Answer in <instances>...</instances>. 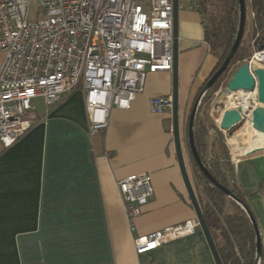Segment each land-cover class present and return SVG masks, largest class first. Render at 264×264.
<instances>
[{
	"label": "crops",
	"instance_id": "obj_1",
	"mask_svg": "<svg viewBox=\"0 0 264 264\" xmlns=\"http://www.w3.org/2000/svg\"><path fill=\"white\" fill-rule=\"evenodd\" d=\"M253 19L248 10L255 46ZM177 26L182 134L219 60L206 40L201 9L180 2ZM173 95V72L149 75L131 108H114L109 127L94 137L81 89L53 105L33 100L37 123L13 146L0 142V264H216L201 227L145 255L135 250L137 236L198 220L176 155L173 112L157 115L150 108L152 98ZM242 148L231 152L234 179L249 192L264 264V152L243 156L264 144ZM141 173L152 176L155 194L132 233L116 183Z\"/></svg>",
	"mask_w": 264,
	"mask_h": 264
},
{
	"label": "built area",
	"instance_id": "obj_2",
	"mask_svg": "<svg viewBox=\"0 0 264 264\" xmlns=\"http://www.w3.org/2000/svg\"><path fill=\"white\" fill-rule=\"evenodd\" d=\"M200 0H179L200 10ZM32 0H0V142L16 144L37 123L33 100L47 105L81 89L91 137L106 130L114 108L129 110L145 90L149 75L174 70L173 0H39L30 20ZM42 12V19H39ZM250 72L264 69V49L246 61ZM224 99V110L232 97ZM243 108L251 117L259 106L257 82ZM154 114L173 112V96L150 100ZM219 123V122H218ZM132 233L155 190L152 176L131 174L116 183ZM198 220H188L134 238L137 255L193 235Z\"/></svg>",
	"mask_w": 264,
	"mask_h": 264
},
{
	"label": "trees",
	"instance_id": "obj_3",
	"mask_svg": "<svg viewBox=\"0 0 264 264\" xmlns=\"http://www.w3.org/2000/svg\"><path fill=\"white\" fill-rule=\"evenodd\" d=\"M200 4L202 14L208 19L205 31L206 40L210 44L211 51L219 60L214 75L235 42L240 23V5L239 0H200ZM246 6L247 11L250 10L254 14L253 32L256 42L253 52H255L261 45L264 46V0H246ZM246 33L247 24L241 45L230 66L203 98L194 125L195 145L202 162L221 185L231 190L245 204L249 192L240 190L234 179L235 164L227 145L225 132L220 130L219 123L216 124L218 119L214 120V116L208 111L202 116L201 109L212 100L214 93L219 90L230 67L244 61L248 56L244 45ZM224 91L219 93L221 100H223L221 94ZM188 125L189 118L186 137L189 158L197 184V189L194 188V190L209 231L214 242L216 241L221 261L223 264H255L256 235L254 227L242 207L213 185L196 164L189 146ZM230 133L232 132L230 131ZM213 135L214 140L211 143L210 139ZM262 186L264 187V183ZM229 206L234 210L230 211ZM218 238L221 240L219 243L217 242Z\"/></svg>",
	"mask_w": 264,
	"mask_h": 264
},
{
	"label": "water",
	"instance_id": "obj_4",
	"mask_svg": "<svg viewBox=\"0 0 264 264\" xmlns=\"http://www.w3.org/2000/svg\"><path fill=\"white\" fill-rule=\"evenodd\" d=\"M174 1V70H173V77H174V109H173V138H174V145L176 149V155L180 167V171L187 189V193L189 199L192 203V206L196 212L198 221L200 223V227L202 228L205 237L208 241L209 247L213 254L216 264H223L221 258L218 253V249L214 242V239L209 231V228L206 224L205 218L202 213L201 206L197 199V195L195 193L193 184L191 182V178L187 169V165L185 162V157L183 153V146H182V139H181V128H180V116H179V100H178V72H177V59H178V26H177V17H178V10H179V0ZM240 5V23L238 28V33L235 39V42L227 55L226 59L224 60L221 67L216 71V73L206 82L203 86L199 96L197 97L190 117H189V125H188V137H189V146L191 152L193 154L194 160L200 170L203 172L205 177L211 181V183L221 189L229 199L233 202L238 204L248 215L255 231L256 235V255H255V264H261L263 259V246H262V239L261 233L259 230L258 223L248 208V206L239 199L231 190L226 188L225 186L221 185L214 176L208 171L204 163L202 162L194 140V125L195 119L197 115V111L201 105V102L205 95L212 89L214 84L220 79V77L227 71L228 67L230 66L234 55L236 54L237 50L239 49L241 42L243 40L245 27L247 23V6L246 0H239ZM264 46L261 45L259 50H263ZM254 76L250 72V66L248 62H245L241 67L238 68L230 82L227 84V87L224 92H222L221 96L222 99H226L227 95L231 94L232 92L236 91H243L249 92L254 91L257 82V92H258V101L259 106H257L251 113V117L247 118L246 120L243 118V108L239 107L238 109H227L225 110L219 122V128L223 132H229L234 128L251 122L252 127L255 131L264 134V69L263 68H256L254 71ZM235 136V135H234ZM234 136H227V139L230 140ZM259 152H264V148H255L250 150L249 152L243 154L244 157H250L254 154Z\"/></svg>",
	"mask_w": 264,
	"mask_h": 264
},
{
	"label": "rangeland",
	"instance_id": "obj_5",
	"mask_svg": "<svg viewBox=\"0 0 264 264\" xmlns=\"http://www.w3.org/2000/svg\"><path fill=\"white\" fill-rule=\"evenodd\" d=\"M38 1L39 0H32V5L30 7V20H32L34 18L35 14L38 13V11H39ZM38 18L39 19L43 18L42 12H39ZM205 18H206V21L208 23V19L206 16H205ZM252 39H253L252 28L248 26L246 38L244 41V45L246 47L248 56L246 57V59L244 61L238 62L237 64L230 67V70L227 72V74L224 77L221 85L219 86V90L214 93L212 100L209 103L205 104L203 106V108L201 109V115L202 116L205 114L206 111H208L210 114H212L214 116V120L218 119V122H219V119L221 117V113L225 108L224 103H223L224 100H221L219 98V93H220V91H224V89L227 87V84L230 82V80L232 79V77L234 76V74L236 73L238 68L241 67L251 57V55L253 53ZM218 122L216 124H218ZM187 123H188V118L183 123L181 139H182L183 153L185 156V162H186L187 168L189 170L191 182L193 184V187L196 190L197 184L195 181V175H194L193 167H192V164H191V161L189 158V152H188V146H187V137H186ZM250 126H251V123L248 122L246 124H242V125L234 128L233 130H231L232 133H230V131L228 133L226 132L227 134L225 133L226 136H234L235 135L234 138L232 137L233 139L231 140V146H230V144L227 140V137H226L227 145L229 147L230 152H233L234 148L236 150L240 151L242 144H243V142H242L243 138L247 137L249 139V137H250V136H248V134H250V133L247 130ZM213 140H214V135L211 136L210 142L212 143ZM229 210L233 211L234 209H233V207L229 206Z\"/></svg>",
	"mask_w": 264,
	"mask_h": 264
},
{
	"label": "bare ground",
	"instance_id": "obj_6",
	"mask_svg": "<svg viewBox=\"0 0 264 264\" xmlns=\"http://www.w3.org/2000/svg\"><path fill=\"white\" fill-rule=\"evenodd\" d=\"M237 95L239 97L242 96L244 98L242 100L239 99L240 100V103H239L236 98L233 99L231 97L230 100H228V106L232 107V106H237V105L240 104L241 107H247L248 103H249V99H250V93L249 92H241V93H237L234 96H237ZM249 123H251V122H249ZM247 130L249 131V133H251V136L249 137V139L247 137L243 138V141H242L243 142V144H242L243 145L242 152H245L247 145L251 146L252 144H257V143L264 144V134H261V133L255 131L253 129V127H252V124Z\"/></svg>",
	"mask_w": 264,
	"mask_h": 264
}]
</instances>
